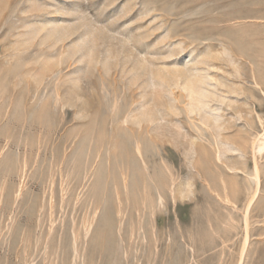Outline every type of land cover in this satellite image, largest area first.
<instances>
[{
    "label": "rangeland",
    "instance_id": "1",
    "mask_svg": "<svg viewBox=\"0 0 264 264\" xmlns=\"http://www.w3.org/2000/svg\"><path fill=\"white\" fill-rule=\"evenodd\" d=\"M139 103L156 122L117 128ZM263 132L264 0H0V264H264V152L241 210Z\"/></svg>",
    "mask_w": 264,
    "mask_h": 264
},
{
    "label": "bare ground",
    "instance_id": "2",
    "mask_svg": "<svg viewBox=\"0 0 264 264\" xmlns=\"http://www.w3.org/2000/svg\"><path fill=\"white\" fill-rule=\"evenodd\" d=\"M80 27V26H79ZM42 28H44V27H42ZM71 29V28H70ZM68 30H69V27H66V25L64 26H55V27H53L49 32H48V34L46 33V38H48V37H55V39H56V41H63V39L65 38L66 39V37L67 36H69V32H68ZM94 31V30H93ZM45 37V36H44ZM86 37V36H85ZM82 38V37H81ZM104 38H105V36H104ZM87 39H89V38H87ZM94 39V38H93ZM108 39V38H107ZM90 40V39H89ZM89 40H87V42H89ZM110 40V39H109ZM86 40H85V38H83L82 40H81V42L83 43V42H85ZM104 41H105V39H104ZM81 42H78V43H76L74 46H73V50H69L70 52H68L67 53V56L68 55H70V56H72L76 51H79L80 50V48H81V46H82V44H81ZM102 42H103V40H102ZM108 43V42H107ZM112 43V42H111ZM88 44V43H87ZM86 44V45H87ZM107 45V44H106ZM109 45V44H108ZM110 46H111V44H110ZM117 46V45H116ZM94 46H90L89 47V49H88V51L87 52H89V54H91V55H94V51L96 50V49H94L93 48ZM85 47H83V49H84ZM120 48V47H119ZM108 49V48H107ZM112 49H114V52L116 53V52H118V51H115V49L116 48H112ZM121 49H123V47H121ZM125 49V48H124ZM123 49V50H124ZM86 50V49H85ZM105 50V49H104ZM127 50V49H126ZM112 51V50H111ZM122 51V50H121ZM125 51V50H124ZM86 52V53H87ZM113 52V51H112ZM127 52V51H126ZM82 53V52H81ZM121 53V52H120ZM106 57H105V55H103L104 56V58H103V64H107V61H109V56H111L110 55V51H108L107 53H106ZM120 55V54H119ZM128 55V54H127ZM132 55H133V53H132ZM102 56V57H103ZM114 56H115V54H114ZM125 59H126V57H125ZM128 60H130V59H128ZM49 61V60H48ZM59 61V60H58ZM127 61V60H126ZM141 61V60H140ZM59 63H60V61H59ZM132 63V62H131ZM130 63V64H131ZM44 64H46V62L44 63ZM133 66V69H134V73H135V77H139L142 73H141V70H142V65H140V62L137 60V62H135V63H133L132 64ZM44 66V65H43ZM46 66V65H45ZM49 66V65H48ZM108 66V65H107ZM131 67V68H132ZM43 68H47V67H43ZM108 69V68H107ZM252 69V68H251ZM50 70V69H49ZM173 73V72H172ZM186 73V72H185ZM185 73H183L182 72V70L180 71V74H178L179 75V77L182 79V88L184 89V91L186 90L187 92L186 93H188V97H190V98H192V100L193 101H199V95H200V97L202 96L203 97V95L201 94L202 92H203V90L202 91H200L201 89V87L198 85V82H203L202 81V76L200 77H198V75L197 74H195L197 77H195V78H191L192 76H188L187 74H185ZM171 76H173V75H171ZM203 80H204V78H203ZM79 81H80V77H78V78H74V79H71L70 80V82H71V85H70V87L68 88V90H69V92L71 93V94H69V96L71 95V98H73V95L74 96H77L78 95V90H80V85H79ZM59 83V82H58ZM57 83V84H58ZM62 85V84H61ZM203 88V87H202ZM119 101H120V98H117V97H115V95H114V98H113V105L111 106L112 107V111H113V113H114V116L115 115H117V113L119 112L120 113V111H119ZM140 104V106H138V108L137 109H130V110H128V112H123V113H125V114H123L122 116H121V118L119 119V120H117V123H116V125L115 126H117V128L118 127H120V129L122 128L121 127V125L122 124H124L125 125V123L128 121V120H131V121H133V123H136L135 125H141L142 126V124H141V122L142 121H144V120H146V121H154V122H156L155 120H157V117H156V114L154 113V111H152L151 109H144V110H142V103H139ZM127 111V110H126ZM112 113V114H113ZM117 119V118H116ZM159 119V118H158ZM129 122V121H128ZM127 122V123H128ZM127 125V124H126ZM134 125V124H133ZM123 126V125H122ZM124 127V126H123ZM159 127V126H158ZM161 128V127H160ZM180 128V127H179ZM118 131V130H117ZM121 131V130H120ZM120 131H118V132H116V133H119ZM141 129H140V133H141ZM158 131V130H157ZM115 132V131H114ZM176 133V132H175ZM131 135H134V134H132L131 133ZM177 135L178 136H181L182 137V135H181V133H179V132H177ZM184 135V134H183ZM134 137V136H133ZM194 140V139H193ZM198 140V139H197ZM196 140V141H197ZM253 140V139H252ZM117 141V140H116ZM199 141V140H198ZM118 142V141H117ZM252 142V144H251V162H252V166H251V169H250V172H248V173H246V175H247V177H248V179H247V181L249 182V187L247 188V197H246V201H245V203H243L244 204V206H243V209H241L242 210V215H243V218H244V220H245V223L247 224V222H248V218H249V215H250V210L252 209L251 207L253 206V204H254V202L257 200V197H258V195H259V193H260V180H261V174H262V169H261V165H260V162H259V156L261 155V153H263L264 152V132L263 133H261L260 135H258L253 141H251ZM116 143V142H115ZM181 144L183 145V147H184V149H187V150H189V151H191V149L192 148H189V146L187 147L186 145H185V143L184 142H181ZM187 144V143H186ZM194 144V143H193ZM187 145H189V144H187ZM191 147V146H190ZM195 148V147H194ZM193 148V149H194ZM194 151H196V150H194ZM194 151L192 152V153H194ZM190 153V152H189ZM189 155V154H188ZM243 159V158H242ZM194 163V162H193ZM245 163V162H244ZM237 165V164H236ZM245 165V164H244ZM88 173V171H87V169H86V171H85V177L88 175L87 174ZM121 175H122V179H123V184H125L126 183V173L125 172H121ZM51 177V176H50ZM62 177V176H61ZM172 182V181H171ZM63 183V182H62ZM220 183H221V187H222V190H223V195H221L220 196V194H218L219 195V197H220V199L221 200H223L226 204H227V207H229L228 205H230L231 207V209H232V207L234 208V209H236L237 208V206L238 205H236V203H237V201L236 200H238V199H235L234 200V198H233V195H232V192H234V194H236V192H235V188H236V184H234V183H230L229 184V186H228V184L226 183V181L224 180V178H221L220 179ZM52 184V183H51ZM60 185V184H59ZM65 185H66V183H65ZM116 187V186H115ZM60 188V187H59ZM65 188V187H64ZM173 188V187H172ZM53 189V188H52ZM60 190H62V193H61V195H62V198H63V195L64 194H66V193H64L63 194V188L61 189L60 188ZM214 191H215V189H213ZM212 191V190H211ZM220 191V190H219ZM217 192V191H216ZM213 193V192H212ZM54 195V194H53ZM218 195H217V197H218ZM216 197V198H217ZM218 197V198H219ZM51 198V197H50ZM61 198V197H60ZM259 198V197H258ZM117 199H118V201H119V205H121L120 204V200H119V198L117 197ZM218 200V199H217ZM236 201V202H235ZM220 202H222V201H220ZM222 204H224L223 202H222ZM226 204L225 205H223L224 207L226 206ZM238 204V203H237ZM49 205V204H48ZM54 205V204H53ZM54 207V206H53ZM61 207V206H60ZM121 206H119L118 207V214H122L121 213V208H120ZM50 208V207H49ZM240 210V211H241ZM236 211V210H235ZM228 212H229V210H228ZM231 212V211H230ZM232 212H234L233 210H232ZM138 213V212H137ZM228 215H229V213H228ZM241 215V214H240ZM231 216V215H230ZM229 216V218H230V221H231V217ZM51 218H52V216H50ZM94 217H95V210H94V212L92 213V215L91 216H89V217H87L86 219H84V221H83V223H82V227H83V229L86 231V232H88V230L90 229V227H91V224H92V222H93V220H94ZM121 217H123V216H121ZM233 217V216H232ZM235 218V217H234ZM138 219V218H137ZM227 220H228V218H227ZM232 222H233V220H232ZM121 225H122V223H121V219H120V222H119V226H118V234H119V237H121ZM53 228H51V230H52ZM247 229V228H246ZM132 231L133 230H131V236H132ZM153 232V231H152ZM77 239H78V234H76V233H74L73 234V256H74V259H76V258H79L80 257V251L78 250L79 248H78V243H77ZM245 241H246V239H245ZM245 247H246V245H244L243 246V248H242V251H241V254L240 255H242V253H244L245 252ZM244 255V254H243ZM75 261V260H74Z\"/></svg>",
    "mask_w": 264,
    "mask_h": 264
}]
</instances>
